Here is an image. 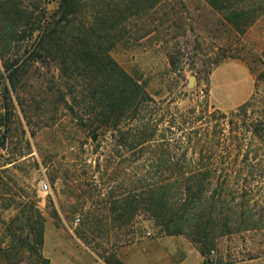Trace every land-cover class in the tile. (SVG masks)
Wrapping results in <instances>:
<instances>
[{
    "label": "rangeland",
    "instance_id": "rangeland-1",
    "mask_svg": "<svg viewBox=\"0 0 264 264\" xmlns=\"http://www.w3.org/2000/svg\"><path fill=\"white\" fill-rule=\"evenodd\" d=\"M0 3L7 12L56 9L54 0ZM217 6L205 0H88L80 11L77 18L91 21L94 38L104 47L112 45L111 57L146 81L154 99L142 107L134 126L148 123L151 129L144 133L150 135L158 124L155 141L136 148L118 143L110 130L89 134L81 127L79 118L87 120L89 99L81 93L82 87L89 88L87 82L82 86L80 79L64 73L59 55L28 58L33 42L13 39L0 15V42L12 45L3 44L4 57L18 59L25 68L18 79L19 97L4 99L7 77L0 51V106L11 109L8 125L0 131V138L6 135L2 149L0 140V264H49L42 253L45 232L66 244L87 246L108 264H125L131 246L143 250L167 240L175 248L191 247L207 264H264V220L249 230L235 225L233 233L218 238L202 255L188 235H166L149 208L133 213L122 208L126 198L137 202L151 196L160 171L168 176L176 168L199 167V155L224 152L204 144L206 121L193 124V116L187 115L192 109L199 116L198 104L207 101L215 107L210 111L231 113L255 95V78L264 70V13L248 28L235 29L227 18L240 9L228 3ZM257 8L253 2L250 10ZM263 84L258 83L260 93ZM170 96L174 102L168 101ZM172 119L181 125L175 128ZM162 138H170V146H156ZM243 141L232 167L264 174V139L250 134ZM247 147L252 158L258 156L245 162ZM162 151L168 153L163 156ZM182 155L186 160L176 162ZM42 182L47 191L40 189ZM154 251L158 255L163 247Z\"/></svg>",
    "mask_w": 264,
    "mask_h": 264
},
{
    "label": "trees",
    "instance_id": "trees-1",
    "mask_svg": "<svg viewBox=\"0 0 264 264\" xmlns=\"http://www.w3.org/2000/svg\"><path fill=\"white\" fill-rule=\"evenodd\" d=\"M54 1L55 10L45 8L41 12L29 7H18L7 12L2 8L3 3H0L3 26L9 29L13 39L33 42L32 48L29 46L26 50H30L28 58L32 61L59 55V66L64 73L80 79L82 86L87 82L86 86L89 88L82 87L81 92L84 98L89 99L88 112H85L87 120H84L85 123L79 118L78 123L89 134L104 135L110 130L113 137L118 139V143L129 142L132 148L151 145L155 141L153 135L158 131V124L153 127L150 135L144 133V129H151L148 123L140 121L139 126H134L142 107L154 101L145 89L146 81L141 82V78L128 73L111 57L112 45L104 47L94 38L91 21L85 22L77 18L88 0ZM205 1L215 8L219 3H228L230 8H239V12L233 10L227 18V23L235 29L248 28L257 20L259 13H264V0ZM253 2L259 7L254 13L250 10ZM4 43H7L8 48L12 45L6 40L0 42L2 66L7 77L3 97L11 99L14 94L19 97L18 79L25 68L19 64L18 59L4 57ZM170 64H174L172 57ZM255 80V95L235 111L212 112L210 109L215 107L206 101L202 102L203 105L198 104L199 116H196L195 108V111L192 109L187 114L193 116V124L195 121H206V128H203L204 144L215 149L221 147L223 153L210 150L205 156L201 154L196 158L203 165L176 168L170 170L168 176L164 170L160 171L157 187L152 190L151 196L141 198L137 202L132 197L126 198L122 202V208L129 213L137 211L138 208L146 211L149 208L166 235H188L194 243L201 246L202 255H205L207 248L214 246L218 238L233 233L235 225H238V230L261 227L260 221L264 220V206L260 207L264 205V184L261 185V181L264 182L263 171L257 175L255 171L245 169L243 173L242 170L237 171L232 167L239 157L237 154L242 150L243 139L247 140L250 134L264 139V91L260 93L258 89V83L264 82V70ZM60 94L62 99H65L61 92ZM174 95L175 93H172L173 97ZM172 96L168 99L169 102H174ZM10 110L8 105L0 106V131L8 125ZM254 116L257 118L255 123H252ZM184 122L187 124L186 120ZM171 123L175 128L181 125L176 119H172ZM189 139L193 143L192 138ZM0 140L2 149L6 145V135ZM169 143L170 138H162L156 146L162 148L170 146ZM247 148L249 152H245L243 156L245 162L258 156L256 153L252 158L251 147ZM234 152L236 159L233 157ZM166 153L168 152H161L163 156ZM185 157L182 155L176 162L185 161ZM219 161H222L223 166L218 165ZM256 180L259 182L256 183ZM204 263L208 262L205 260ZM116 264L121 262L116 260Z\"/></svg>",
    "mask_w": 264,
    "mask_h": 264
},
{
    "label": "crops",
    "instance_id": "crops-1",
    "mask_svg": "<svg viewBox=\"0 0 264 264\" xmlns=\"http://www.w3.org/2000/svg\"><path fill=\"white\" fill-rule=\"evenodd\" d=\"M171 243L167 240L143 250L137 249L138 246H131L127 250L130 259L124 262L125 264H204L199 252H193L191 247L175 248ZM158 247H163V252L157 255L154 250ZM42 253L49 264H108L87 246L79 243L66 244L58 235L48 232L44 235Z\"/></svg>",
    "mask_w": 264,
    "mask_h": 264
},
{
    "label": "built area",
    "instance_id": "built-area-1",
    "mask_svg": "<svg viewBox=\"0 0 264 264\" xmlns=\"http://www.w3.org/2000/svg\"><path fill=\"white\" fill-rule=\"evenodd\" d=\"M40 189L43 190V191H47L48 190V185L46 183L42 182L40 184ZM78 222H80V218L79 217H77L75 219V223L77 224Z\"/></svg>",
    "mask_w": 264,
    "mask_h": 264
}]
</instances>
